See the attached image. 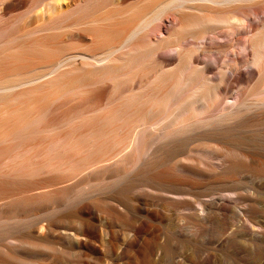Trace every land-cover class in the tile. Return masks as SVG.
I'll list each match as a JSON object with an SVG mask.
<instances>
[{
	"label": "bare ground",
	"instance_id": "bare-ground-1",
	"mask_svg": "<svg viewBox=\"0 0 264 264\" xmlns=\"http://www.w3.org/2000/svg\"><path fill=\"white\" fill-rule=\"evenodd\" d=\"M14 1L0 0L2 212L78 180L134 176L146 157L189 139L196 122L232 128L244 117L234 111L247 105L239 99L233 112L215 113L222 88L204 76L209 68L220 67L223 83L227 64L253 63L240 75H257L264 85V0H23L12 7ZM249 12L260 19L249 22ZM222 32L232 42L218 39ZM249 32L245 40L235 36ZM212 33L198 66L197 48L187 46ZM234 40L251 56L228 63ZM163 49L175 52L163 57ZM254 107L264 109V96ZM169 174L156 176L166 185L184 182Z\"/></svg>",
	"mask_w": 264,
	"mask_h": 264
},
{
	"label": "rangeland",
	"instance_id": "rangeland-1",
	"mask_svg": "<svg viewBox=\"0 0 264 264\" xmlns=\"http://www.w3.org/2000/svg\"><path fill=\"white\" fill-rule=\"evenodd\" d=\"M247 19L260 18L249 12ZM153 36L160 40V31ZM214 36L187 46L197 48L198 66L206 61L200 47ZM235 36L245 40L251 32ZM233 43L228 63L251 56L246 43ZM254 68L227 64L230 77L223 83L220 67L203 72L221 84L215 113L232 111L239 99L247 105L233 110L244 117L232 128L215 131L196 122L189 139L146 157L134 176L78 180L58 194H42L37 201L43 205L28 201L21 210L25 202L14 212L0 211V264H264V109L254 107L264 85L257 75H240ZM162 169L184 182H159Z\"/></svg>",
	"mask_w": 264,
	"mask_h": 264
}]
</instances>
